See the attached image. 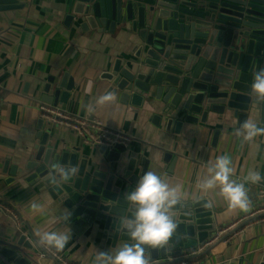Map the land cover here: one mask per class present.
Masks as SVG:
<instances>
[{"label": "crops", "instance_id": "crops-1", "mask_svg": "<svg viewBox=\"0 0 264 264\" xmlns=\"http://www.w3.org/2000/svg\"><path fill=\"white\" fill-rule=\"evenodd\" d=\"M79 5V0H21L18 4H0V201L11 206L20 218L18 221L9 211L0 209V239L15 243L25 234L37 250L40 246L34 230L71 232L72 239L58 253L72 264H93L97 251L115 248L102 228L81 219L59 220L67 209L65 205L53 199L47 190L27 181L32 173L25 167L38 141L40 123L50 130L55 147L68 146L87 155L89 162L114 165L117 180L126 189L135 187L146 171L153 170L170 183L182 185L186 194L182 202L210 199L218 210L215 232L261 206L258 188L264 185V179L258 184H245L251 201L248 212L230 211L218 190L203 194L196 184L198 178L207 174V162L224 154L235 168L233 179L243 180L250 170L264 177V136L247 143L237 139L233 133L241 122L233 111L223 115L210 111L204 121L202 117L196 123L171 112L169 116L181 125L174 123L167 129L166 114L162 112L166 104L156 97L155 86H146V90L131 93L124 99L115 83L103 78V74L111 72L117 60L136 61L133 22L121 24L114 32L85 30V17L80 14ZM66 74L75 86L68 101L58 107L75 116L100 118L128 135L131 141L119 163L108 162L101 151L104 146H93L72 130L41 116L46 84L50 79L58 84ZM89 80L94 83L91 94L86 95L84 88ZM107 92L115 93L113 103L95 112L82 107V103L95 105L96 98ZM253 108L255 111L248 119L259 124L260 107ZM131 160L137 162L132 173L137 177L136 184L125 176ZM20 168L24 169L23 173L18 171ZM33 200L45 205L44 214L32 213L29 202ZM41 248L43 252L36 251L40 253L35 258L37 264H61L44 254L50 249ZM191 251L184 250L173 257ZM202 254L197 257L200 264H235V260L245 258L250 264H264V223L244 226L230 235L226 243L219 242Z\"/></svg>", "mask_w": 264, "mask_h": 264}, {"label": "water", "instance_id": "water-1", "mask_svg": "<svg viewBox=\"0 0 264 264\" xmlns=\"http://www.w3.org/2000/svg\"><path fill=\"white\" fill-rule=\"evenodd\" d=\"M21 0H0V4H18ZM80 14L85 17L83 28L109 30L132 21L136 33V61L117 60L103 78L115 83L116 90L126 99L140 93L146 86H155L156 97L166 104V127L174 123L169 116L176 112L185 121H204L210 111L221 115L233 111L241 124L260 107L259 126L264 124V103L254 101L250 91L254 73L264 68V0H79ZM75 82L68 74L56 84L53 79L45 86L42 101L50 106L66 103ZM163 117H160L162 120ZM37 143L29 155L25 170L31 172L27 181L71 211L69 220L81 219L98 226L112 242L122 244L127 237L119 231L118 216L126 214V189L114 173L115 167L89 162L71 147L59 149L50 139L44 123L38 126ZM179 132V130L177 129ZM108 162L119 163L123 145L101 149ZM53 163L74 165L78 175L69 184L53 186L46 180ZM131 160L129 182L136 165ZM24 172L23 168L18 170ZM15 174V172L13 173ZM210 199L181 202L176 206L177 230L167 250H148L152 264H161L173 255L195 249L205 243L217 229V208L206 207ZM109 202V203H107ZM22 234L17 242L0 239V264H37L43 249L35 250ZM201 254L200 256H203ZM235 264H250L237 259Z\"/></svg>", "mask_w": 264, "mask_h": 264}, {"label": "clouds", "instance_id": "clouds-1", "mask_svg": "<svg viewBox=\"0 0 264 264\" xmlns=\"http://www.w3.org/2000/svg\"><path fill=\"white\" fill-rule=\"evenodd\" d=\"M93 81L89 80L84 88L86 95L91 94ZM250 91L257 103H264V68L255 71ZM113 92L100 95L92 103L83 104L88 112H95L115 101ZM243 142H252L258 136H264V127L251 119L245 120L233 133ZM79 169L74 165L53 163L46 180L53 186L69 184L78 175ZM235 168L227 154L217 156L207 162V174L197 180L196 188L203 194L218 190L230 211L248 212L251 201L246 183L258 184L264 179L258 171L250 170L243 180L233 179ZM186 198L182 185L170 183L156 171L148 170L139 178L134 190L126 193L124 200L127 213L117 217L119 231L125 233L127 239L107 252L97 251L93 264H152L148 250H167L169 242L177 230L176 206ZM109 203V202H107ZM110 204V203H109ZM212 201L206 207L211 208ZM33 214H44L45 205L30 201ZM71 216L69 209H64L59 220L67 222ZM36 242L40 247L62 252L72 239L71 232L34 230Z\"/></svg>", "mask_w": 264, "mask_h": 264}, {"label": "built area", "instance_id": "built-area-1", "mask_svg": "<svg viewBox=\"0 0 264 264\" xmlns=\"http://www.w3.org/2000/svg\"><path fill=\"white\" fill-rule=\"evenodd\" d=\"M40 111L41 116L44 119L48 120L52 124L64 126L67 129L72 130L77 135L85 138L86 142L92 144L93 146L112 148L116 144H119L128 148L131 141L128 135L123 133L121 130L108 126L100 118L75 116L63 108L47 104H42ZM258 196L260 200H262L263 204L255 211L241 217L237 222L231 224L230 226L218 229L217 232H215L205 243L198 245L191 252L166 259L165 261H162L161 264H200V262L197 261V257L206 252L210 247L219 242L226 243L230 235L237 232L244 226L254 223H264V185L258 188ZM0 209L9 211L14 218L19 221V215L11 206H8L0 201ZM44 254L56 258L61 264H72L60 253L53 250H45Z\"/></svg>", "mask_w": 264, "mask_h": 264}]
</instances>
